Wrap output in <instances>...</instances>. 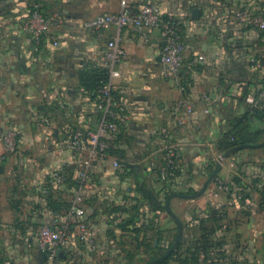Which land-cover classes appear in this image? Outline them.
Listing matches in <instances>:
<instances>
[{"label":"crops","instance_id":"1","mask_svg":"<svg viewBox=\"0 0 264 264\" xmlns=\"http://www.w3.org/2000/svg\"><path fill=\"white\" fill-rule=\"evenodd\" d=\"M129 1L137 8L148 0ZM153 1L165 15L191 20L184 38L194 49L186 53L179 79H162L159 32L141 48L135 33L124 30L127 56L116 65L120 76L114 82L132 119L130 138L123 140V167L114 171L91 144L80 154L65 147L73 129L98 124L100 112L79 75L99 60L114 32L84 23L118 11L121 0H0V264L150 262L161 257L151 258L152 251L168 244L161 221L173 223L166 207L170 198L184 224L181 243L189 245L204 225L216 230V240H225L232 259L257 263L258 256L243 252L244 232L258 231L259 148L229 153L219 142L234 119L246 117L245 90L264 85V30L254 21L257 16L264 21V0ZM58 8L64 24L53 35L59 45L47 41L38 50L28 14ZM40 103L52 111L39 114ZM43 116L53 133L50 146ZM170 123L177 125L167 141L158 130ZM263 126L244 119L238 129L252 142ZM11 130L18 133L15 148L6 140ZM169 143L181 154L171 170ZM63 169L71 170L68 180L55 183V172ZM215 210H223L224 218H211ZM134 213L138 218L126 225ZM44 247L52 248L48 255Z\"/></svg>","mask_w":264,"mask_h":264},{"label":"built area","instance_id":"2","mask_svg":"<svg viewBox=\"0 0 264 264\" xmlns=\"http://www.w3.org/2000/svg\"><path fill=\"white\" fill-rule=\"evenodd\" d=\"M190 21V19L180 21L173 16L165 15L160 4L153 0H148L137 8H134L129 0H121L118 11H105L84 23L86 28L96 30L113 28L114 30L108 37L106 46L100 52L99 60L96 61V64L109 70L110 79L101 89V96L98 100L91 98L95 109L100 112L97 126L95 128L87 126L81 129H73V134L68 144L66 143V147L63 145L66 149L80 154L91 144L93 153L108 161L112 170L119 171L121 169L124 161L123 155L106 156L104 152L109 146V142L106 139H113L119 130L117 120L130 122L132 119L128 105L121 98L116 99L113 95V92H117L114 79L120 76L116 65L127 56L123 44V32L124 30L133 31L135 33V41L141 48L149 45L153 33L159 32V74L162 79L175 81L180 77L186 53L194 49L193 43L184 38V29ZM254 21L259 28L264 30V21L262 19H258L257 16L254 18ZM63 24V15L59 8L51 13L35 9L28 14L27 26L33 43L38 50H41L44 47V42L47 41L52 46L59 45V40L53 33L62 27ZM244 100L246 110L251 113H255L258 109L264 112V88L259 92L258 87L252 88L247 92ZM64 111L68 114L67 107H64ZM177 123H173V125L176 126ZM40 124L48 133L44 138L46 145L50 146L53 133L50 129L48 117L43 116ZM174 126L171 123L167 126L165 125L158 130V133L163 139L168 141L173 136ZM17 134L15 130H11L8 132V136H6V140L9 139L12 148L17 147L15 139ZM166 146L168 148L166 153V169H174L181 160V154L171 143ZM58 149L61 151L62 146L58 145ZM49 151L50 153L57 152V150L54 152ZM92 158L93 156L91 159L87 158L85 161L86 166H89ZM81 176L85 179L87 171H84ZM53 179L55 183L63 182L65 180L63 170L56 171ZM76 211L79 213L83 212L81 209H77Z\"/></svg>","mask_w":264,"mask_h":264},{"label":"trees","instance_id":"3","mask_svg":"<svg viewBox=\"0 0 264 264\" xmlns=\"http://www.w3.org/2000/svg\"><path fill=\"white\" fill-rule=\"evenodd\" d=\"M261 64L263 69L264 59L262 60ZM109 79V70L96 63L88 64L85 69L80 72L79 75L80 84L88 91V93H90L89 95L93 100H98V98L101 96V89L104 87L105 84L109 82ZM257 87L258 86L247 88L245 90V95L249 90ZM262 88H264V85L258 87V92ZM113 95L116 97V99H120V95L118 94V92H113ZM37 109L39 114H48L49 111H52L51 108L45 105L44 103H40ZM245 114L246 117L234 119L233 122L230 124L229 130L225 132L224 137L219 142V149L221 151L230 150L236 145L251 142V140L245 139V137L240 133L238 129L239 125L243 122L244 119L250 121L256 119L258 121L264 122V112L262 110L258 109L255 113H251L250 111L246 110ZM117 123L119 126V130L116 133L115 137L110 140L106 139V141L109 142V146L105 149L104 152L106 156L121 155V153L123 152V140L126 138H130L127 132L128 122H126L125 120L118 119ZM261 131L262 129L258 128V134L261 133ZM256 140H258V138H256L252 142L255 143ZM70 171V169H63L65 182L68 180ZM258 190H260L259 194L261 196L260 208L264 209V178H262L261 176H258ZM150 202H152V200H150ZM120 209L122 208L120 207L118 210ZM134 210L139 212L137 205L134 206ZM224 214L225 212L223 210H215L212 211L211 218L218 221L221 218H224ZM136 217V213L131 215L127 220H125L126 225L130 224L131 222H135ZM215 233V229L211 230L208 227L202 225V232L199 236H194L189 245H187L186 241L181 243L178 249L165 261L161 262V264H170L171 261H175L176 264H256L255 261H240L237 259H232L230 257L231 255L228 254V249L225 248V240L220 238L216 240L214 238ZM176 235L177 234L175 233V236L173 237V242L176 240ZM173 242L171 243V245L173 244ZM150 246V243H147L145 247L147 248V250H150V248H152ZM164 252L165 248L163 247L155 248L152 251L151 258H157L161 256ZM212 255L216 256L213 257Z\"/></svg>","mask_w":264,"mask_h":264},{"label":"rangeland","instance_id":"4","mask_svg":"<svg viewBox=\"0 0 264 264\" xmlns=\"http://www.w3.org/2000/svg\"><path fill=\"white\" fill-rule=\"evenodd\" d=\"M261 129H262V131H261V133L258 134V140H256L255 143H263L264 142V126L261 127ZM258 152L260 153L258 156L261 159V161L258 160V163L261 162L260 166L258 164V175H260L262 178H264V147L259 148ZM109 186L113 187L114 183L111 182L109 184ZM120 189L125 190V186L122 185ZM259 191L260 190H258V216L256 217V221L258 223V231L244 232L245 238H246L245 241L247 244L245 245L246 250L243 253H245L246 255H248L250 257L252 256V259L254 256L255 257L258 256V261L256 264H264V209L260 208L261 196L259 194ZM137 218H138V216H137ZM170 218H171L173 223L168 221L166 217L163 218V220L161 221L162 226L164 228H167L166 229V231H167L166 240L168 242L167 247L165 248V252L162 255H164L167 251H169L171 249V247L173 246V244L175 243V241L173 242V237L175 236L174 235L175 234V232H174V230H175L174 221L175 220L173 221V218L171 217V215H170ZM75 220L76 221H73V223L78 222V218H76ZM132 223L133 222H131L130 224H132ZM170 227H173V228L169 229ZM255 234H257V235H255ZM171 241L173 242L172 245H171V243H172ZM250 243H252V244H250ZM178 247H179V245H178ZM178 247L170 255H172L178 249ZM41 249L45 252L46 255H48L47 252L52 250V248H48V247H44ZM165 260H163V261H165ZM163 261H161V262H163ZM161 262L156 263V264H161ZM147 263H149V262H135V264H147ZM46 264H49L47 260H46ZM98 264H100V263H98ZM102 264H104V263H102ZM111 264H118V263H111ZM170 264H176V262L171 261Z\"/></svg>","mask_w":264,"mask_h":264},{"label":"water","instance_id":"5","mask_svg":"<svg viewBox=\"0 0 264 264\" xmlns=\"http://www.w3.org/2000/svg\"><path fill=\"white\" fill-rule=\"evenodd\" d=\"M253 147L262 148V147H264V142L263 143H256V144H249V143L239 144V145H236V146L232 147L230 149L229 153L236 152V151H238L240 149L253 148ZM216 172H217V170H216ZM214 176H215V174H214ZM170 199L168 200L166 207H167V211L173 217V219L176 221V223L178 225L179 231H178L177 238L175 240V243L173 244V246L171 247V249L169 251H167L163 256H161V257H159L157 259H154V260L150 261L147 264H156V263H159V262L165 260L178 247V245L182 241V238H183V235H184V224L181 221V219L172 211V209H171V207L169 205Z\"/></svg>","mask_w":264,"mask_h":264}]
</instances>
